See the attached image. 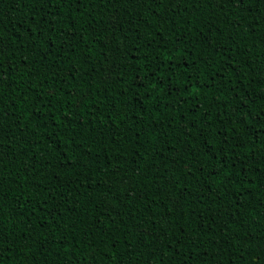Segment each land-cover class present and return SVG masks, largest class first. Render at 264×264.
Here are the masks:
<instances>
[{
	"label": "trees",
	"instance_id": "obj_1",
	"mask_svg": "<svg viewBox=\"0 0 264 264\" xmlns=\"http://www.w3.org/2000/svg\"><path fill=\"white\" fill-rule=\"evenodd\" d=\"M0 264H264V0H0Z\"/></svg>",
	"mask_w": 264,
	"mask_h": 264
},
{
	"label": "snow or ice",
	"instance_id": "obj_2",
	"mask_svg": "<svg viewBox=\"0 0 264 264\" xmlns=\"http://www.w3.org/2000/svg\"><path fill=\"white\" fill-rule=\"evenodd\" d=\"M233 4H243L244 3V0H232Z\"/></svg>",
	"mask_w": 264,
	"mask_h": 264
}]
</instances>
